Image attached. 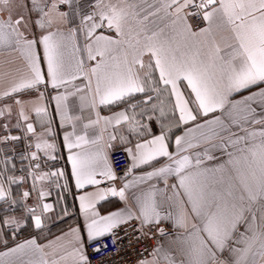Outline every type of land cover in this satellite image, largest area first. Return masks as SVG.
<instances>
[{
    "label": "snow or ice",
    "instance_id": "obj_1",
    "mask_svg": "<svg viewBox=\"0 0 264 264\" xmlns=\"http://www.w3.org/2000/svg\"><path fill=\"white\" fill-rule=\"evenodd\" d=\"M31 2L40 14L32 23L40 29H51L57 20L67 23L69 13L58 11V6L73 4V0H52L51 8L45 12L43 7H37V0ZM143 2L147 7L140 8L135 0H94L89 13L80 15L76 11L79 24L69 30L67 38L78 41L82 37L83 43L72 44L71 55L76 58L70 65L62 32L42 31L39 37L27 34L29 21L23 16L13 19L10 0H0V49L19 52L28 68V74L5 91L0 100L31 90L42 99L41 85L67 89L82 75L87 83L73 93H82L81 108L88 94L90 110L126 105L112 117L102 118L97 111L96 120L83 125L84 135L76 134L73 123V132L64 136L75 187L93 189L79 196L84 216L79 232L86 231V238L73 229L74 238L68 243L74 250V264H104L103 258L93 262L87 249L91 247L92 255L102 256L108 250V240L114 245L119 243L121 237L115 230L125 225L137 242L147 239L153 230L162 237H172L166 241V250L165 245L153 250V261L141 260L139 264H159L160 257L165 264H264V0ZM160 13L170 30L167 35L165 28L148 27L149 17ZM190 18H199L207 26L194 31ZM221 32L228 33L223 37V46L217 41ZM86 61L95 64L89 66ZM153 93L156 100L166 93L172 107L166 117L161 110L167 123L162 120L160 133L149 138V126L143 123V117L149 104L152 111L157 110ZM136 94L144 97L138 103L133 102ZM237 95L240 99L235 98ZM53 99L62 124L81 119L68 115L67 95L58 94ZM15 104V127L20 128L19 119L27 121L28 116L24 101L16 99ZM141 106L142 111L136 113ZM128 108L133 110L132 116ZM33 110L41 119L47 116V108L40 104L33 102ZM4 114L0 110V116ZM101 119L106 124L126 122L129 134L137 137L132 147H125L130 166L123 173H117L105 151L112 146L110 143L101 146L97 140L88 139L87 130ZM148 119H152L151 115ZM50 123L42 125L45 131L39 136L33 123L26 125L27 133L36 138V151L30 153L36 168L40 167L41 151L55 159L50 155L55 144L45 139ZM0 127L8 130L9 126L5 123ZM173 127L182 134H173L175 150L170 151L169 133ZM19 139L0 137V144ZM115 139V135L110 137ZM120 140L132 143L123 135ZM89 144L91 148L86 147ZM27 147L33 145L29 143ZM162 158L166 162L161 163ZM8 163L3 161L5 167ZM144 166L152 170L143 171ZM138 169L143 174L129 180ZM29 175L35 188L37 180L64 173L36 175L30 171ZM3 177L0 171V201L10 191ZM169 177L176 183L169 185ZM18 179L23 177H8L7 183H17ZM153 179H162L172 194L162 193L151 183ZM67 186L66 182L64 187ZM22 195L27 198L30 193ZM45 195L41 190L39 196ZM110 196L119 197L125 207L102 215L97 204ZM51 208L50 204H42L40 215L34 208L29 209L37 229L42 226L43 213ZM162 222L171 223L174 232H166L160 227ZM21 223L5 218L0 222V231L6 227L17 231ZM34 250H38L34 240L18 244L0 252V264H26L23 257Z\"/></svg>",
    "mask_w": 264,
    "mask_h": 264
},
{
    "label": "crops",
    "instance_id": "obj_2",
    "mask_svg": "<svg viewBox=\"0 0 264 264\" xmlns=\"http://www.w3.org/2000/svg\"><path fill=\"white\" fill-rule=\"evenodd\" d=\"M113 3L116 0H112ZM140 8L147 7V4L143 0H135ZM52 0H37V7H43L44 11L47 12L51 8ZM94 0H73V4L69 7L68 4H60L58 6V11L69 13L67 23L60 20L55 21L51 29L45 28L40 29L35 26L33 21H35L40 14L34 10L31 0H10L11 14L13 19L17 16H23L26 21H29L28 33L29 35H35L39 37L41 32L47 31H57L59 30L65 35V43L67 45V53L70 58V65L75 64V58L71 55L72 53V44L73 43H83V38L80 37L78 41H73L68 37V32L71 28L76 27L79 24V16L75 15V12L78 11L80 15H85L92 10V5ZM148 3H155V0H148ZM75 10V11H74ZM163 13H160V16L149 17L148 27L153 30H158L159 28H165V34L169 33V29L165 27L166 21L161 20ZM7 18V14H5ZM189 23L191 21L189 20ZM192 24V23H191ZM193 26V25H192ZM205 25L204 27H206ZM198 31L199 29H195ZM228 35L227 32H221L217 35L218 43L223 46L224 40L223 37ZM42 55V47L40 49ZM76 56H79L77 53ZM95 62H87L86 65H94ZM42 71L46 76V63L41 61ZM71 70V67H70ZM28 74V68L26 61L23 59L21 54L17 51L10 50L8 48L0 49V96L3 95L5 91H9L11 86L18 82L22 77ZM158 76V72L156 73ZM87 81L81 75L75 79L72 84H70L67 89H53L49 85L45 88L43 85L40 86L39 91L43 93V98H38V93L35 90L24 91L19 94H12L10 97H5L0 100V110H4V116H0V125L5 123L8 124V130L0 127V137L4 136H21L27 140H31L36 143V138L32 133H27L26 125L31 122L34 125L36 135H41L45 129L42 127L43 124L50 123V131L45 139L49 143L55 144V151L51 152L50 155L54 156L53 160L65 161L66 165L63 168L53 169V170H38L35 171L36 175H41L47 172H63L64 175L60 177L52 176L45 178L44 180L36 181V186L33 188V177L29 175L30 167L28 162L21 159H8L9 163L6 165L3 164V161L6 160L0 155V171L4 172V186L6 190L9 191V195L5 200L0 201V222L5 218H15L21 221V227L17 231H13V228L6 227L0 231V252L8 251L10 248L16 247L18 244L25 243L29 240H34L38 250H34L31 254L24 256L26 264L30 261L31 264H74L75 257L73 255V248L69 245V241L73 240V229H76L78 234H81L86 238V231L80 233L79 230L82 229L84 225V216L80 211V201L79 196L84 194L86 191H92L91 187L86 189H77L75 187V180L71 175V162L68 159L70 152L65 144L64 136L66 133L73 132V123L76 124V134L84 135L85 131L83 130V125L89 123L90 120H96V112H99L100 117H112L114 113L123 111L126 108V105H116L110 107L99 106L96 110H90L87 106V102L91 100V94L87 95V101L83 108H81L80 95L73 93L76 92L77 88L83 89ZM95 87V78H93V88ZM185 90V89H182ZM186 91V90H185ZM58 94L67 95V111L68 115L72 117H81L80 120H73L70 122L61 123V117L56 108V101L53 99ZM187 94V93H186ZM247 94V93H245ZM154 100L153 103L157 105V110L152 111V105L149 104L146 114L143 117V123L149 126L151 138L152 135L160 133L162 127V120L164 123H167L163 117H161V110L165 113V117L171 114L172 103L169 102L167 94H162L159 100L155 99L156 94L153 93ZM143 94H136V99L134 103H138L139 100L143 99ZM236 99H240V96H236ZM19 99L24 101V109L28 116V120L25 121L22 118L19 119L21 125L20 128L15 127L17 123V111L18 106L15 104V100ZM174 101V98H173ZM33 102L40 104L47 108V116L43 119L37 117L35 111L33 110ZM11 106L9 108L8 106ZM142 111V106L135 109L136 113ZM128 115L132 116L133 110L131 108L127 109ZM151 115L152 119L149 120L148 116ZM137 119H140L137 116ZM129 125L126 122H122L120 125H116L113 121L112 123L106 124L104 119H101L100 122L93 127L87 130V136L89 141L97 140L101 146L111 144L110 148H105V151L110 155V151L122 147H132L136 142L137 137L134 134H129ZM182 134V131H178L176 128H172V131L169 133V142H170V151L175 150L174 144V135ZM115 135L117 139L110 140V137ZM124 136L126 140H131L132 143L125 144L120 140L121 136ZM75 136H73V140ZM91 148L92 145L88 146ZM43 158L51 159L46 157L43 151L38 153ZM110 160V157H109ZM166 162L163 158L161 163ZM159 166V165H157ZM151 168L146 166L143 167V171H151ZM143 174L142 170H134L128 179L132 180L134 177ZM8 177H23V180L17 181L9 185L7 183ZM67 182V187H64ZM151 183L155 184L162 193L166 195H171V191L166 188L162 179H153ZM176 183V180L172 177L168 178V184L171 185ZM103 186V185H102ZM43 190L46 195L41 198L39 196L40 191ZM27 191L30 195L27 198L23 197V193ZM47 203L52 205V208L49 212L43 213L42 215V226L37 229L34 225V221L30 219L31 212L29 209H35L36 214H41L42 204ZM125 207L124 202L120 200L119 197H108L104 201H100L97 204V210L102 215H107L113 211H119ZM24 227H29L30 229L38 230L36 233L22 237L18 240H13L16 232H21ZM160 227L164 228L166 232L173 233L174 229L172 228L171 223L162 222ZM171 236L162 237L161 236V245H165L166 250V241L171 239ZM14 259V257H13ZM154 256L149 258L146 261H153ZM159 264H165V261L162 257L158 258Z\"/></svg>",
    "mask_w": 264,
    "mask_h": 264
},
{
    "label": "built area",
    "instance_id": "obj_3",
    "mask_svg": "<svg viewBox=\"0 0 264 264\" xmlns=\"http://www.w3.org/2000/svg\"><path fill=\"white\" fill-rule=\"evenodd\" d=\"M190 21L195 29L203 28L206 25V23L199 18H190ZM29 143L33 145L30 149L27 147ZM34 145V142L23 137L16 141L9 140L7 143L0 144V155L6 160L21 159L22 156H29V159L21 160L27 161L30 171L34 172L42 169L53 170L57 169V167H65V161L43 158L38 154V156L41 157L39 160L40 167L36 168V161L30 159V153L36 151ZM109 157L110 162L113 164L117 173H123L125 168L130 166L128 155L122 147L111 150ZM115 231L118 236L121 237L119 243L114 245L111 240H108V250L104 252L102 256L92 255L91 247L87 249L93 262L99 261L103 258L104 264H139V261L141 260L146 261L149 258H152L153 250L161 245V236L155 230L149 233L147 239H141L139 242L134 239L131 229L126 225ZM125 233H127V236H125Z\"/></svg>",
    "mask_w": 264,
    "mask_h": 264
},
{
    "label": "trees",
    "instance_id": "obj_4",
    "mask_svg": "<svg viewBox=\"0 0 264 264\" xmlns=\"http://www.w3.org/2000/svg\"><path fill=\"white\" fill-rule=\"evenodd\" d=\"M38 230H34V229H30L29 227H24L22 230H21V232H20V235L18 234H16L15 236H14V239L13 240H18V239H20V238H22V237H25V236H30V235H32V234H34V233H36Z\"/></svg>",
    "mask_w": 264,
    "mask_h": 264
},
{
    "label": "rangeland",
    "instance_id": "obj_5",
    "mask_svg": "<svg viewBox=\"0 0 264 264\" xmlns=\"http://www.w3.org/2000/svg\"><path fill=\"white\" fill-rule=\"evenodd\" d=\"M16 234H17V235H18V234L20 235V233H19V232H16Z\"/></svg>",
    "mask_w": 264,
    "mask_h": 264
}]
</instances>
